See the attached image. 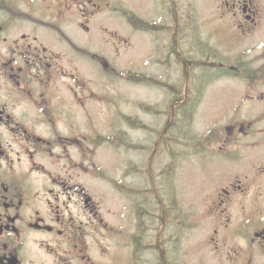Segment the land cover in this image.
<instances>
[{
  "label": "flooded vegetation",
  "instance_id": "af4514ba",
  "mask_svg": "<svg viewBox=\"0 0 264 264\" xmlns=\"http://www.w3.org/2000/svg\"><path fill=\"white\" fill-rule=\"evenodd\" d=\"M181 8L179 0H0V264H208L209 251L229 264H264V0H217L202 54L192 0L186 15ZM195 53L204 81L221 87L220 115L203 136L208 156L222 160L212 169L214 200L183 211L155 188L149 224L135 215L145 198L126 202L128 214L105 209L97 180L114 178L99 150L125 146L118 119L136 131L146 125L120 115L116 98L130 84L164 94L136 104L157 115L169 107L162 145L194 99ZM182 213L190 223L179 229ZM210 217L214 238L201 236Z\"/></svg>",
  "mask_w": 264,
  "mask_h": 264
},
{
  "label": "rangeland",
  "instance_id": "374dc122",
  "mask_svg": "<svg viewBox=\"0 0 264 264\" xmlns=\"http://www.w3.org/2000/svg\"><path fill=\"white\" fill-rule=\"evenodd\" d=\"M192 2L196 31L194 37L195 50L202 54L203 38L207 33V28L203 22L211 13V10H214L217 0H192ZM179 4L182 6L180 9L181 14L186 15L187 10H190V0H179ZM195 62V69L190 74L194 82L189 86V91L194 99L186 104L188 107L184 110V115L180 113L182 109L175 113V123H173L175 129L168 132V134H164L163 144L160 146H157L156 142L160 136L161 128H164L171 119L169 107H166L165 104L162 105V114L157 115L154 110L149 108H146L145 112L141 111V105L137 106L136 104L142 99L141 102L154 105L153 100L160 101L164 94H160L156 88L149 85L143 87L130 84L128 87L129 94L116 98V100H120L117 102L121 110L120 115L126 113L131 118L139 116L146 125L142 126L141 130L136 131L133 130V127L131 129L128 127L126 120L120 123L118 119V123L129 135L127 142L124 143L125 146H104V149L99 150L98 159L100 163L106 173L114 178L113 183L108 179L105 181L97 180L99 198L105 209L112 207L116 212L123 211L128 214L126 202L131 199V204L133 202L137 204L141 198H145L147 200L145 205L140 206L138 204L135 206V215L137 218V215L141 214L143 222L149 224L155 219L152 216L155 188L158 192H163L166 199L164 200L168 202V205L175 195L183 211L185 207L187 211V206L190 207L193 204L195 208L192 209H203L205 203L214 200L217 185L215 187L211 182L212 169L218 170L217 166L221 164L222 160L217 156H212V158L208 156L210 152L214 151H209L211 148H208V141L203 139V136L211 128V122L217 121V117L220 115L222 100L215 99L219 91L214 89H221V87L218 83L209 87L208 83L204 81V70L198 65L202 62L201 55L195 53ZM182 76H184L183 72L179 71V77L182 78ZM116 88L121 95L127 90L123 82L117 84ZM98 111L101 112L100 109ZM128 120L132 123L136 121L135 119ZM106 123L107 117L100 113L98 124L106 127ZM217 146L215 144L213 148L215 149ZM128 161L131 163L130 169L128 174L123 175L124 170L125 172L128 170ZM150 161L151 177L149 175ZM171 164L175 165L174 171H171V168H173V165L170 167ZM210 165H213V167H210ZM120 190L127 192V194H122ZM129 206L131 217H133L134 213L131 205ZM167 216H169L168 223H174V216L168 214ZM177 216L179 229H181V221L189 225L190 216L188 214L182 213V215ZM201 222L204 225L206 224L205 227L200 229L201 236L214 238L215 234H213L212 229H217L216 220L210 217L201 219ZM183 258L186 260L184 256ZM208 264L229 263L218 259L216 255L209 251Z\"/></svg>",
  "mask_w": 264,
  "mask_h": 264
},
{
  "label": "trees",
  "instance_id": "16d2710c",
  "mask_svg": "<svg viewBox=\"0 0 264 264\" xmlns=\"http://www.w3.org/2000/svg\"><path fill=\"white\" fill-rule=\"evenodd\" d=\"M180 113H181L182 115H184V111H182V110H181V112H180Z\"/></svg>",
  "mask_w": 264,
  "mask_h": 264
}]
</instances>
